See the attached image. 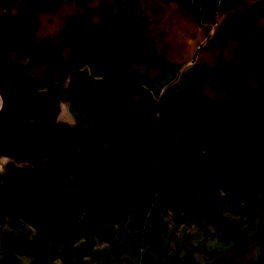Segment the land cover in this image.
I'll return each instance as SVG.
<instances>
[{"label": "rangeland", "instance_id": "374dc122", "mask_svg": "<svg viewBox=\"0 0 264 264\" xmlns=\"http://www.w3.org/2000/svg\"><path fill=\"white\" fill-rule=\"evenodd\" d=\"M161 2L173 46L152 34ZM213 9L199 59L152 107L137 86L172 74L191 17ZM0 14L3 44L11 27L43 49L80 32L55 57L86 128L60 174L49 164L40 185L17 170L0 179V264H264V0H0ZM92 26L118 49L92 44ZM55 191L87 204L61 208Z\"/></svg>", "mask_w": 264, "mask_h": 264}, {"label": "flooded vegetation", "instance_id": "af4514ba", "mask_svg": "<svg viewBox=\"0 0 264 264\" xmlns=\"http://www.w3.org/2000/svg\"><path fill=\"white\" fill-rule=\"evenodd\" d=\"M163 3L161 6L165 11L152 34L156 35L158 45L173 46L180 42L181 35L178 30L175 36L170 37V43L166 41L174 12L171 4ZM211 12L212 15L203 24L191 17L193 28L186 37L187 46L181 51L179 64L172 74L163 78L155 89L145 82L137 86L150 96L152 107L161 101L168 88L181 87L185 75L199 59L204 46L218 27L216 11L213 9ZM3 17L0 14V27ZM26 26L27 23L22 28ZM10 30L5 46L2 41L4 36L0 33V179L3 184L6 183L5 179L12 177L13 170H17L18 175H22L20 178L23 179L24 174H27V182L40 185V180L49 174L45 170L46 165L52 164L54 172L60 174V169H66L73 163L70 159L72 148L85 140L86 128L82 126L78 102L72 99L73 94L78 92V85L72 87L69 80L59 76L62 60L59 56L55 57L56 52L64 48L67 50L73 46L77 50L81 36L79 32L74 41L59 42L53 47L45 42L43 49L27 34L26 39L21 40L23 33H19L17 27H11ZM89 35L92 44H98L111 52L118 49L119 39L96 26L90 28ZM154 98L157 100L153 102ZM199 156L196 151L189 150L188 158L191 160ZM171 162H178L177 155ZM203 168L201 165L199 173H202ZM224 169L221 167L219 174L215 175L220 176ZM58 177L63 180L62 176ZM7 189L10 190V187ZM11 189L14 191V188ZM46 189L39 186L40 191ZM45 193L61 208H84L87 204L83 193Z\"/></svg>", "mask_w": 264, "mask_h": 264}]
</instances>
